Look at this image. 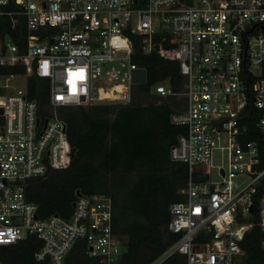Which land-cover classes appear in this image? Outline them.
<instances>
[{"label": "built area", "instance_id": "2783aa9c", "mask_svg": "<svg viewBox=\"0 0 264 264\" xmlns=\"http://www.w3.org/2000/svg\"><path fill=\"white\" fill-rule=\"evenodd\" d=\"M5 17L25 32L20 41L0 33V246L36 235L40 264H68L82 243L95 264H131L110 193H81L70 214L40 216L27 188L75 157L61 110L133 100V71L143 67L131 50L138 35L144 52L180 64V90L164 82L152 90L184 98L171 113L184 129L170 156L190 167L184 199L169 208L168 228L181 236L148 264L176 253L187 264H238L258 202L264 227V0H0ZM32 74L50 83L45 109L30 95ZM196 165L207 178L193 177Z\"/></svg>", "mask_w": 264, "mask_h": 264}, {"label": "trees", "instance_id": "16d2710c", "mask_svg": "<svg viewBox=\"0 0 264 264\" xmlns=\"http://www.w3.org/2000/svg\"><path fill=\"white\" fill-rule=\"evenodd\" d=\"M10 21L9 17L0 18V24L3 22L0 33H12L20 41L25 25L12 30ZM132 40L134 60L148 71V81L136 85L150 91L153 84L166 81L180 90L183 76L179 62L162 56L157 49L144 52L138 35H132ZM49 88L47 79L30 76V95L43 109L49 102ZM175 110L167 102L148 105L130 102L117 108L111 117L93 114L83 105L65 107L69 136L77 153L68 167L53 169L47 177L30 181L27 195L39 204L40 216L70 214L78 190L110 193L115 203L114 228L125 235L128 245L125 259L131 264H148L159 256L181 236V232L168 228L169 208L172 202L184 199L182 189L190 178L189 165L170 156L172 144L184 129L171 122ZM249 136L263 137L256 130H251ZM262 154L264 165V146ZM207 176L206 166L194 167L195 179ZM251 220L254 224L241 241L246 254L238 264H264V227L259 202ZM40 245L41 239L30 235L16 243L1 245L0 258L4 264H40L34 256ZM96 262L87 253L85 243L73 248L67 259L68 264ZM163 264H187V260L185 255L176 253Z\"/></svg>", "mask_w": 264, "mask_h": 264}, {"label": "rangeland", "instance_id": "374dc122", "mask_svg": "<svg viewBox=\"0 0 264 264\" xmlns=\"http://www.w3.org/2000/svg\"><path fill=\"white\" fill-rule=\"evenodd\" d=\"M166 83V81H163ZM134 96L131 103H136L140 105H148L151 103H162L167 102L172 104L175 108H181L184 104V98L182 96H174V97H164L160 94L156 93L154 90H144L138 87L137 85L133 88ZM126 103L115 101L111 99H103V100H96L92 104L87 105L86 109L89 112H93V114H106L108 116L113 117L114 112L120 106L125 105ZM61 114L65 113V111L61 110ZM219 162V161H217ZM212 175L215 179L220 178L217 173V168H212ZM243 259V258H242ZM240 260V262L242 261Z\"/></svg>", "mask_w": 264, "mask_h": 264}, {"label": "water", "instance_id": "95a60500", "mask_svg": "<svg viewBox=\"0 0 264 264\" xmlns=\"http://www.w3.org/2000/svg\"><path fill=\"white\" fill-rule=\"evenodd\" d=\"M147 80V69L145 67L136 68L133 71V81L136 83H144ZM0 112H2V108L0 107ZM72 156H76V146L73 147ZM82 192L78 190V194Z\"/></svg>", "mask_w": 264, "mask_h": 264}, {"label": "bare ground", "instance_id": "6f19581e", "mask_svg": "<svg viewBox=\"0 0 264 264\" xmlns=\"http://www.w3.org/2000/svg\"><path fill=\"white\" fill-rule=\"evenodd\" d=\"M116 88L117 89H120L121 88V85L120 84H117L114 88H108V89H106L104 91L105 96H111Z\"/></svg>", "mask_w": 264, "mask_h": 264}]
</instances>
